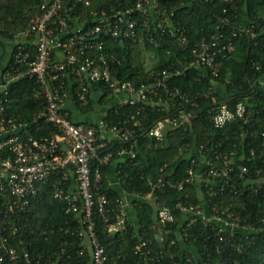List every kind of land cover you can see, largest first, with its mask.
<instances>
[{"label":"built area","instance_id":"2783aa9c","mask_svg":"<svg viewBox=\"0 0 264 264\" xmlns=\"http://www.w3.org/2000/svg\"><path fill=\"white\" fill-rule=\"evenodd\" d=\"M34 1L37 4L35 15L27 29L11 41L9 58L0 70V194L9 210L26 211L32 198L38 194L39 185L57 176L53 183V198L64 206L67 213L81 214L86 225V233L81 232V235H87L89 240L92 264H105L106 251L94 232L93 212L97 208L106 222L113 217L116 224L110 231L116 232L125 228L127 211L122 199L112 201L101 193L98 187L101 172L97 170L93 179L91 164L97 160L100 166H106L116 156L119 160L130 158L135 161L138 152L130 142L135 130L125 125L110 126L104 119L95 125L76 121L69 105L88 107L91 88L101 85L103 94L112 97L118 106L146 105L153 110H170L177 101L198 106L194 96L171 86V80L192 67L217 76L223 61L235 51V45L222 26L209 36H202L184 61L154 69L148 74V83L137 85L113 74L107 40L139 41L159 48L169 36L184 46L189 45V32L178 21L177 7L169 0H135L131 6L111 5L109 9L91 10L85 18L82 12H78V7L81 4L90 7V0ZM244 30L248 32L251 27ZM237 34L234 31L232 36ZM118 64L121 65L120 60ZM25 79L34 81L33 97L39 108L32 118H26L9 106L11 88ZM260 82L264 86V79ZM208 113L217 129L225 128L234 120L251 125L254 117V111L242 101L233 108L222 101L210 107ZM193 118L192 112L184 107L177 114L153 124L148 135L163 141L169 128L191 124ZM245 134L246 131L241 133L243 140H246ZM115 140L130 144L114 151L109 145ZM188 149L193 155L188 176L176 180L164 175L180 159L179 153L163 164L161 174L150 182L151 188L163 192L181 191L198 180L205 182L207 196L198 204L179 202L174 207L165 206L158 210L152 226L153 237L139 238L135 247L142 264H196L190 257L185 258L183 247L197 222L214 232L219 242L217 256L203 264H228L229 251L243 252L264 237V209L258 215L257 225L243 219L242 213L230 202L225 204L227 191L231 196L232 193L264 189V167L255 163L259 158L264 164V130L260 134V146L248 155H240L239 150L226 151L224 141L216 136H208L200 145L186 143L181 152ZM257 151L259 157L256 158ZM69 175L75 176V183L71 186L67 185ZM261 206L264 205L260 203ZM176 212L186 218L177 230L179 239L171 240L175 246L178 241L181 243V259L177 261L176 254L170 253L165 263L164 245L159 250L153 247L155 241L165 244L167 236L173 233L169 224L175 222ZM6 242L3 238L2 245ZM83 252L84 249L80 255ZM9 254L14 258L15 249L9 250ZM25 256L28 264H40V261L29 259L27 253ZM69 258L64 256L59 262L52 260V264H72Z\"/></svg>","mask_w":264,"mask_h":264},{"label":"trees","instance_id":"16d2710c","mask_svg":"<svg viewBox=\"0 0 264 264\" xmlns=\"http://www.w3.org/2000/svg\"><path fill=\"white\" fill-rule=\"evenodd\" d=\"M90 1V7H85L84 4L78 7V12H82L84 18L91 10L109 9L111 5L131 6L135 2ZM169 3L177 7L178 21L187 28L191 43L184 46L169 36L159 48L139 41L124 43L107 40L111 68L117 78L131 80L137 85L148 83L144 59H141L144 50L153 51L158 56L155 69L177 65L190 55L192 47L202 36H209L222 26L225 27L227 35L232 37L235 51L223 61L215 77L192 67L171 80V86L194 96L198 106H190L180 101L171 106L170 110H153L146 105L118 106L113 103L112 97L103 94L101 85H98L91 88V104L88 107H79L81 111L88 113L95 106L93 97L98 93L97 102L106 106L104 122L110 126L125 125L135 130L130 142L138 152L137 159L131 161L130 158H115L117 178L121 187L136 196L131 209L126 205L125 228L111 232V226L116 224L115 219L111 217L109 222H106L97 208L93 212L94 232L106 251L105 264H142L141 258L135 253V247L139 238L153 237L152 226L156 222L158 210L165 206L174 207L179 202L191 201L198 204L207 196L205 182L198 180H194L181 191L163 192L151 188L150 182L155 181L161 174L163 164L179 153L180 159L172 164L164 175L176 180L188 176L193 155L190 149L182 153V145H200L205 143L208 136H216L224 141L226 151L239 150L240 155H248L252 149L257 150L260 146V134L264 130V86L260 82V79H264V0H235L234 3L225 0H169ZM36 9L34 0H0V70L11 52L7 42L13 41L18 33L27 29ZM247 27H251L248 32L244 30ZM234 31L238 32L235 37L232 36ZM31 50L34 55V49ZM119 60L121 65L118 64ZM33 87L34 81L25 79L10 90V108L23 113L26 118H32L39 110L33 97ZM222 101L228 102L231 108L241 101L245 102L254 111L252 124L244 125L241 121L234 120L225 128L217 129L210 120L208 110ZM184 107L194 115L191 124L169 128L163 141L148 135V130L153 124L177 114V111ZM79 122L90 123L87 120ZM243 131H246V140L241 138ZM129 144L115 140L110 142L109 149L118 151ZM257 157L259 151L256 152ZM255 163L264 167L259 158ZM109 165L100 166L99 162L94 160L91 164L92 178L94 179L96 171L100 170L102 179L98 187L101 193L106 194L112 201L123 200L121 192L109 185ZM73 177L75 176L69 175L68 186L75 183ZM57 179V176H53L39 185V192L32 198L26 211L9 210L0 194V264H28L25 253L33 262L40 261V264H52V260L59 262L64 256H69L72 264H92L89 240L87 235H81V232L86 233L81 214L67 213L64 206L53 198V183ZM228 192L225 204L230 202L242 213L243 219L257 224L258 215L264 209V206L259 207L260 203L264 205V189L260 192L247 191L236 195L232 193L231 196ZM185 219L182 213L176 212L175 222L169 224L173 233L167 236V242L154 243V250H159L164 245L165 263L168 262L170 253H175L176 260L180 262L181 243L178 241L176 247L171 240L179 239L177 230L184 224ZM3 238L7 240L4 246ZM218 244L214 232L197 222L189 233L186 246L183 247L185 258L190 257L196 264L211 261L217 256ZM11 249H15L14 258L9 254ZM83 249L84 252L80 255ZM63 251L65 253H62ZM227 257L228 264H264V237L243 252L229 251Z\"/></svg>","mask_w":264,"mask_h":264},{"label":"crops","instance_id":"0c3cea01","mask_svg":"<svg viewBox=\"0 0 264 264\" xmlns=\"http://www.w3.org/2000/svg\"><path fill=\"white\" fill-rule=\"evenodd\" d=\"M151 54H153V56H155V52L153 51H149ZM97 95L99 96V94L97 93ZM97 95H94L93 99L95 101V106L93 107V109H90L88 113H84L83 111H81V109L73 106V105H69L70 111L74 117V119L76 121H84L87 120L90 123H100L103 121L104 116H105V112H106V107H104V105H102L101 103L97 102ZM98 106H102V108L98 109ZM117 161H112L109 165L108 168V172H107V178L109 180V185L114 186L115 188H117L121 193L122 198H124L123 195L127 194L128 196L132 197L133 199H136V196L134 197L133 195L127 193L122 187L121 184L117 178ZM73 179L75 180V177H73Z\"/></svg>","mask_w":264,"mask_h":264},{"label":"rangeland","instance_id":"374dc122","mask_svg":"<svg viewBox=\"0 0 264 264\" xmlns=\"http://www.w3.org/2000/svg\"><path fill=\"white\" fill-rule=\"evenodd\" d=\"M8 47L9 49L12 47L11 46V41H8ZM155 56H153V54H151L149 51H146L144 50L143 52V56L141 59H144V65L146 67V71H147V74H149L150 72H152L154 69H155V66L157 64V61H158V56L156 54H154ZM217 90V89H216ZM97 104V103H95ZM106 107V106H104ZM102 108V106H98V109ZM124 198H123V201H124V204L127 205V207L130 206V209L132 207V202H133V198L128 196L127 194L123 195ZM149 198V197H148ZM185 247V246H184Z\"/></svg>","mask_w":264,"mask_h":264}]
</instances>
